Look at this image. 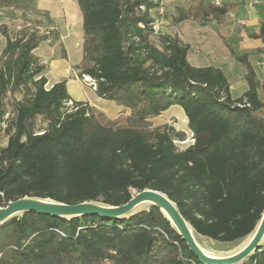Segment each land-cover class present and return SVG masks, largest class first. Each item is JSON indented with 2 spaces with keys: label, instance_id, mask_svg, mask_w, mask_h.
<instances>
[{
  "label": "trees",
  "instance_id": "1",
  "mask_svg": "<svg viewBox=\"0 0 264 264\" xmlns=\"http://www.w3.org/2000/svg\"><path fill=\"white\" fill-rule=\"evenodd\" d=\"M75 1L83 19L79 76L95 79L98 97L122 107L125 122L72 101L66 80L48 88V65L35 52L56 45L59 29L37 0H0V10H13L10 21H20L14 36L10 23L0 26V133L7 137L0 208L24 198L120 208L153 191L177 208L207 256L239 253L264 217V81L249 54L238 55L221 36L246 71L247 90L235 98L225 72L193 66L179 37L153 42L152 11L164 0ZM232 8L190 0L173 22L225 25ZM250 37L264 44V23ZM172 107L182 108L192 133L184 150L176 145L184 131L152 124ZM106 263L205 264L168 213L148 201L117 218L24 211L0 224V264ZM235 264H264V237Z\"/></svg>",
  "mask_w": 264,
  "mask_h": 264
},
{
  "label": "rangeland",
  "instance_id": "2",
  "mask_svg": "<svg viewBox=\"0 0 264 264\" xmlns=\"http://www.w3.org/2000/svg\"><path fill=\"white\" fill-rule=\"evenodd\" d=\"M47 1V0H45ZM190 0H164L162 1L161 7L157 10L152 11V15L155 19L154 29L155 33L152 36V40L154 43L159 45L160 38L163 35H171L179 37L184 43L190 45L189 50V61L192 65L199 66H208V65H217L225 67L224 72L227 69L233 74L231 76L229 74L230 79L232 80L233 85L237 86V81L239 80V76L241 71H245L240 63L236 62L229 56V52L224 47L223 42L221 40V36H224L226 39L229 36L230 29H227L226 26H220L217 24H210L208 22L202 23H194L191 21H185L183 23L175 24L173 22V17L176 15L177 7H188ZM13 10H0V26L3 23H10L11 25V34H14L17 31V28L14 27L15 24H19V22L10 21V12ZM15 11V10H14ZM15 13L19 16L21 15V11H15ZM31 19L39 20L45 23L44 16L34 15L32 13L29 14ZM60 41L56 45L50 44V42L41 45L35 52L36 56L42 61L46 57L45 61H50L51 58L60 57L62 53ZM231 43L235 44V41L231 38ZM5 45V38L0 33V54ZM80 56V51L75 47V45L71 46V58L75 60ZM44 62V61H43ZM258 74L263 76V73L260 69L259 64L256 65ZM47 73V71H46ZM45 73V76H46ZM226 74V73H225ZM227 75V74H226ZM229 79V78H228ZM79 84H75L74 82H70L68 89L73 97H77L79 99H88L94 102V108L103 112L109 118H115L120 121V123L125 122L126 115L123 112L122 107H118L116 103L104 100H98L97 92L94 91L90 86L86 85L83 77L78 76L77 78ZM243 82L245 80L243 79ZM246 83V82H245ZM51 84V83H50ZM49 83H47V87L49 88ZM78 90V91H77ZM232 91V90H231ZM78 92V95H76ZM233 94V93H232ZM241 94V90L236 89L234 92V97H239ZM263 99V95H261ZM126 113H129L126 110ZM182 108L180 107H172L168 113L161 115L159 118L152 121L153 127H159L163 125H169L174 127L177 131H184L186 133V141L180 142L177 141L176 145L179 149L184 150L189 145L193 143L192 141V133L188 128L187 118L184 114ZM46 124H43L45 126ZM7 145V137L3 132L0 133V149L5 148ZM110 264V263H106Z\"/></svg>",
  "mask_w": 264,
  "mask_h": 264
},
{
  "label": "crops",
  "instance_id": "3",
  "mask_svg": "<svg viewBox=\"0 0 264 264\" xmlns=\"http://www.w3.org/2000/svg\"><path fill=\"white\" fill-rule=\"evenodd\" d=\"M254 1H256V3H254ZM250 3L252 4L251 6H249ZM224 4H228L233 7L229 13L228 21L225 25H220L226 26V28L231 31L227 37V42L232 46L238 55L244 53L249 54V59L255 67L258 78L261 81H264V55L256 53L258 48H264V44L261 39H253L250 37L251 34H257L260 30L261 23H264V0H226ZM37 5L39 10L47 12L50 15L53 20V25L59 29V44L63 50L62 53H64L63 55L61 54L60 57L51 58L49 62L45 61L46 57H43L45 58L44 60L42 59V61L48 65L46 78L48 83H51L49 88L63 80L67 81V88L70 82L79 84L77 78L80 70L77 67L81 64L83 56V19L77 2L75 0H37ZM231 38L235 41V44L231 43ZM72 45H75L78 51H80V56L75 60L71 58ZM230 58L232 57L230 56ZM257 64H259L263 76L258 74L256 68ZM193 66L205 67L199 65ZM208 66H215L225 70V67L222 66ZM225 73L229 78L232 93L234 94L235 90L239 89L241 90L239 97L242 96V94L247 90V83L243 82V76L246 71H241L240 76L238 77L239 80L236 84L237 86L233 85L232 80L229 77V74L231 76H233V74L228 69ZM68 92L72 101L88 102L92 107H94V102L88 99L73 97L69 89ZM76 95H78V92H76ZM97 98L98 100H101L98 96ZM166 113H168V111L164 114Z\"/></svg>",
  "mask_w": 264,
  "mask_h": 264
},
{
  "label": "water",
  "instance_id": "4",
  "mask_svg": "<svg viewBox=\"0 0 264 264\" xmlns=\"http://www.w3.org/2000/svg\"><path fill=\"white\" fill-rule=\"evenodd\" d=\"M150 202L168 213L175 225H177L183 239L193 253L205 264H235L247 258L259 245L264 235V217L250 243L239 253L227 258H212L203 252L197 245L193 234L177 208L161 193L142 191L137 193L127 204L115 208L102 207L97 204L83 203L76 205H64L31 198L19 199L0 208V224L10 217L24 211H35L41 214L53 216H75L82 214H94L103 218H117L128 214L141 203Z\"/></svg>",
  "mask_w": 264,
  "mask_h": 264
},
{
  "label": "built area",
  "instance_id": "5",
  "mask_svg": "<svg viewBox=\"0 0 264 264\" xmlns=\"http://www.w3.org/2000/svg\"><path fill=\"white\" fill-rule=\"evenodd\" d=\"M226 0H212V2L214 3V5L216 6H222L224 4ZM254 3H256V1H254ZM252 4L250 3L249 6H251ZM83 80L85 81L86 85L90 86L94 91L97 90V82L95 79H93L90 76L84 75L82 76ZM69 105H72V102L69 103ZM193 141V140H192Z\"/></svg>",
  "mask_w": 264,
  "mask_h": 264
}]
</instances>
